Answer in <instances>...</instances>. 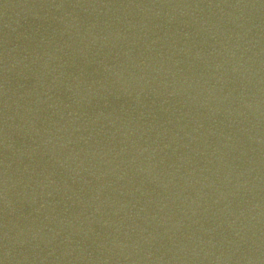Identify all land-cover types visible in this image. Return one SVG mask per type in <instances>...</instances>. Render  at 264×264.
<instances>
[{"label":"water","instance_id":"obj_1","mask_svg":"<svg viewBox=\"0 0 264 264\" xmlns=\"http://www.w3.org/2000/svg\"><path fill=\"white\" fill-rule=\"evenodd\" d=\"M0 264H264V0H0Z\"/></svg>","mask_w":264,"mask_h":264}]
</instances>
